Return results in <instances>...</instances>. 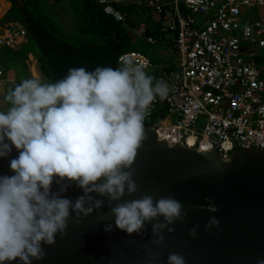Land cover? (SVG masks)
I'll list each match as a JSON object with an SVG mask.
<instances>
[{"label":"clouds","instance_id":"clouds-1","mask_svg":"<svg viewBox=\"0 0 264 264\" xmlns=\"http://www.w3.org/2000/svg\"><path fill=\"white\" fill-rule=\"evenodd\" d=\"M113 3L118 7L116 0ZM157 28L156 24L154 32ZM118 64L92 71L73 67L55 82L25 78L8 89V107L0 109V157L8 156L13 146L19 155L10 161L15 174L0 176V264L17 258L23 264H31L30 258L42 259V243L55 244L58 233L66 234L72 212L79 223L82 216L102 208L104 201L91 193L108 198L115 226L129 235L162 216L163 221L152 225L156 244L164 243L165 230L175 231L170 225L187 216L183 204L172 196L157 200L145 194L112 207L138 192L132 168L147 139L144 121L149 122L145 119L157 98L169 94L166 81L150 75L132 58ZM54 180L74 182L84 195L74 202L63 198L70 184H61L53 193ZM209 211L218 208L210 204ZM213 226H219L216 217L206 227ZM198 227L190 230L191 237H196ZM105 230L110 231L111 225ZM167 264L186 261L171 253Z\"/></svg>","mask_w":264,"mask_h":264},{"label":"water","instance_id":"water-1","mask_svg":"<svg viewBox=\"0 0 264 264\" xmlns=\"http://www.w3.org/2000/svg\"><path fill=\"white\" fill-rule=\"evenodd\" d=\"M144 123L147 139L132 168L139 190L113 202L112 207L145 194L157 200L172 196L187 212L182 221L169 226L175 231L165 230L164 243H154L157 237L152 225L163 221L161 216L129 235L115 226L108 198L91 193L104 201L102 208L82 216L79 223L72 212L66 234L58 233L55 244L42 243L43 258H30L31 264H167L171 253L182 255L186 264H257L264 260V147H240L227 154L216 148L203 150L184 141H168L155 126ZM18 155L13 146L8 156L0 157V176L15 174L10 161ZM61 184H70L63 198L74 202L84 195L67 180H54L52 192H59ZM210 204L218 211H209ZM211 217L219 220V226L208 229ZM108 225L110 231L105 230ZM197 225L193 238L189 232ZM6 264L23 261L17 258Z\"/></svg>","mask_w":264,"mask_h":264},{"label":"built area","instance_id":"built-area-1","mask_svg":"<svg viewBox=\"0 0 264 264\" xmlns=\"http://www.w3.org/2000/svg\"><path fill=\"white\" fill-rule=\"evenodd\" d=\"M98 2L116 20L129 22V11L116 7L113 0ZM146 4L158 14L157 31L147 32L145 20L135 23L133 31L147 42L167 45L176 58L166 66L138 49L119 54L118 63L132 58L144 70L154 67L156 71L149 74L169 85L167 98L158 97L145 120L153 122L160 137L203 150L216 148L227 154L240 147L263 148L264 76L257 56L259 50L264 54V15L243 16L242 7L264 6V0H147ZM25 37L22 24L0 30V86L15 77L5 68L6 50L18 48ZM244 41L250 46H242ZM201 115L207 120L199 132L195 125Z\"/></svg>","mask_w":264,"mask_h":264},{"label":"trees","instance_id":"trees-1","mask_svg":"<svg viewBox=\"0 0 264 264\" xmlns=\"http://www.w3.org/2000/svg\"><path fill=\"white\" fill-rule=\"evenodd\" d=\"M11 1L12 5L6 18L13 17L14 20H19L27 29V39L14 49L17 50L16 58L22 65H26L25 60L28 59L29 53H34L45 82H55L63 78L68 69L73 67H85L89 71L97 66L116 68L119 66V54L126 50L138 49L147 53L141 46L150 42L138 36L133 31V26L145 19L148 20L147 32H154L158 17L155 12L144 13L145 10L153 11V8L146 4L147 0H142L144 4L135 0L130 6L117 4L120 9L128 10L130 17L133 16L127 24L104 11L97 0ZM38 3L45 5V8ZM71 3L75 5L74 9L71 6L72 11H70L76 15L75 29H73V20L66 24L61 21L63 25L57 20L61 7H65V11ZM67 11L69 13V10ZM65 17L67 18L66 15ZM147 54L155 60L154 56ZM26 67H20L22 71L19 76L28 73Z\"/></svg>","mask_w":264,"mask_h":264},{"label":"rangeland","instance_id":"rangeland-1","mask_svg":"<svg viewBox=\"0 0 264 264\" xmlns=\"http://www.w3.org/2000/svg\"><path fill=\"white\" fill-rule=\"evenodd\" d=\"M38 4L40 5L42 3H38ZM71 6L73 7V9L75 8V5L73 3H71L67 8V10H69V13L67 10L64 11L65 7H61V12L60 13L58 12V14H59L58 18L60 20L59 19H57V20L60 22L61 25H63L61 23V21L65 22V24H66V23L73 20L74 21L73 29H75V28H77V22H76L77 20H76L75 13L70 12V11H72ZM141 6H144V5H141ZM47 7H48V5L46 6V8ZM43 8H45V5H43ZM242 8H243L242 9L243 16H247V17H253L254 16L255 17V16H259V15H264V6H256V7L252 8V7H249L248 5H244ZM4 10L5 9H3V8L0 9V18L7 20L8 23H9V21H15L13 17L12 18H6V16L4 15L5 14ZM147 12H148V14L149 13L152 14L154 11H152V12H151V10H145L144 11L145 14ZM55 14H56V12H55ZM51 15L54 16L53 13H51ZM65 15L67 16V18L65 17ZM194 15L197 18L202 16V15L197 14V13H194ZM3 25H5V23L0 21V27H2ZM65 28L68 29L66 26H65ZM26 39H27V37H25L23 40H26ZM242 46L249 47L250 44L248 42L244 41V42H242ZM141 48L143 50H145L147 53L154 56V58H155L154 61L158 65L164 64L166 66L167 65L172 66L173 65V59L176 58L175 52L173 50H166L165 48H167V45L162 44V43H159V44L143 43ZM13 50L14 49H12V48L6 50V53L4 55V59H5L4 64H5V68L7 70V73L9 75L14 74L15 77H13L9 81H6L2 85V88H0V109H5L6 107H8L7 103L4 102L5 94L7 93L8 89L14 87L16 84L20 83L23 79L35 77V78H40L42 81H44V78L42 77V75L40 73L38 63L35 59V55L32 56V58H30L31 55H29L28 59L25 60L26 65H27V67H26V65H24V64L22 65V63L18 60V58H16L17 53L15 51H17V50H14V51ZM164 50H165V52L162 54V52ZM259 52L261 54L259 56H257V60L263 68V76H264V54H262V50H259ZM22 66L27 68L28 73L24 76H21V75L19 76V72L22 71L21 70ZM146 71L148 73H151L153 71H156V69L153 67V68L147 69ZM4 85H6V86H4ZM206 120H207L206 115L200 116V118L198 119V121L195 125V128L197 131H199V132L202 131V129L205 126Z\"/></svg>","mask_w":264,"mask_h":264},{"label":"crops","instance_id":"crops-1","mask_svg":"<svg viewBox=\"0 0 264 264\" xmlns=\"http://www.w3.org/2000/svg\"><path fill=\"white\" fill-rule=\"evenodd\" d=\"M51 1V0H50ZM133 1H135V0H116V4H124V5H127V6H130L131 5V2H133ZM1 2H2V5H1V7H0V9H5L4 10V12H5V16H6V14H7V11L9 10V8L11 7V5H12V1L11 0H1ZM130 9H135V8H130ZM2 18H0V21H2V22H4L5 23V25H3L2 27L4 28V26L5 27H8L9 25H12V24H14V23H18V20H15V21H9V23H8V21L7 20H5V19H2ZM156 26V25H155ZM2 27H0V30H2L3 28ZM166 49V48H165ZM29 55H31L30 56V58H32V56H34L35 54L34 53H32V52H30L29 53ZM36 59V58H35ZM20 73V72H19ZM4 86H6V85H4ZM0 88H2V86L0 87ZM6 95V94H5ZM4 102H6L5 100H4Z\"/></svg>","mask_w":264,"mask_h":264},{"label":"bare ground","instance_id":"bare-ground-1","mask_svg":"<svg viewBox=\"0 0 264 264\" xmlns=\"http://www.w3.org/2000/svg\"><path fill=\"white\" fill-rule=\"evenodd\" d=\"M162 133L164 134L165 133V130H162ZM193 143V139L191 138L190 139V144H192Z\"/></svg>","mask_w":264,"mask_h":264}]
</instances>
